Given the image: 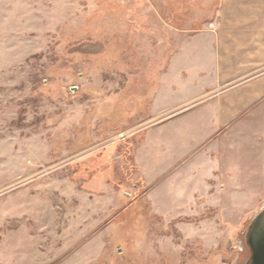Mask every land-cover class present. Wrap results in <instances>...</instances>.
<instances>
[{
  "label": "rangeland",
  "instance_id": "374dc122",
  "mask_svg": "<svg viewBox=\"0 0 264 264\" xmlns=\"http://www.w3.org/2000/svg\"><path fill=\"white\" fill-rule=\"evenodd\" d=\"M222 1L0 0V264L245 263L262 103L191 148L183 179L142 169L149 144L197 146L213 91L189 73Z\"/></svg>",
  "mask_w": 264,
  "mask_h": 264
},
{
  "label": "crops",
  "instance_id": "0c3cea01",
  "mask_svg": "<svg viewBox=\"0 0 264 264\" xmlns=\"http://www.w3.org/2000/svg\"><path fill=\"white\" fill-rule=\"evenodd\" d=\"M218 17L220 19L214 23L212 32H206L209 46L199 45L195 51L192 49L198 52L199 60L194 75L189 73V77L196 84L197 81L206 79L207 72L208 87L199 95L213 91L197 104L205 106L203 111L206 115L199 126V132L192 137L197 146L190 145V138L184 139L186 142L167 141L162 144L157 141L149 144L151 169H145L144 164L142 169L145 173L155 174L153 179L167 180L170 174L183 179V159L190 155L191 148L196 150L200 142L203 144L212 134L232 128L242 117L255 116L261 108L260 103L264 106V0H223ZM190 51H186L189 67ZM183 57L182 55V61H179L182 64L185 61ZM185 80L175 77L168 86L174 90L179 85L184 87L192 83ZM225 84L232 86L220 92L214 91ZM173 106L167 104L166 108ZM201 149L204 155L205 148ZM218 163L216 160L212 165L218 173L225 170L227 174H235L231 166L222 169L217 166ZM199 167L200 165L193 167L198 174L196 178L204 180L205 169Z\"/></svg>",
  "mask_w": 264,
  "mask_h": 264
},
{
  "label": "water",
  "instance_id": "95a60500",
  "mask_svg": "<svg viewBox=\"0 0 264 264\" xmlns=\"http://www.w3.org/2000/svg\"><path fill=\"white\" fill-rule=\"evenodd\" d=\"M250 258L244 264H264V207L253 218L244 233ZM245 247V245H241Z\"/></svg>",
  "mask_w": 264,
  "mask_h": 264
},
{
  "label": "flooded vegetation",
  "instance_id": "af4514ba",
  "mask_svg": "<svg viewBox=\"0 0 264 264\" xmlns=\"http://www.w3.org/2000/svg\"><path fill=\"white\" fill-rule=\"evenodd\" d=\"M242 245L244 246L245 244H242ZM242 251H243V249H242ZM247 251H248V256L247 257L250 258V251H249V249H247Z\"/></svg>",
  "mask_w": 264,
  "mask_h": 264
}]
</instances>
